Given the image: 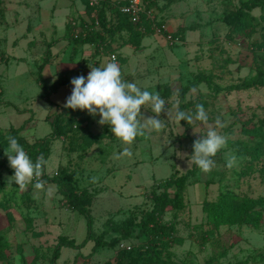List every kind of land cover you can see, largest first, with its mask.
Listing matches in <instances>:
<instances>
[{
  "label": "rangeland",
  "instance_id": "374dc122",
  "mask_svg": "<svg viewBox=\"0 0 264 264\" xmlns=\"http://www.w3.org/2000/svg\"><path fill=\"white\" fill-rule=\"evenodd\" d=\"M62 1L67 6L71 0ZM245 1L150 0L157 21L163 27L166 24L164 30L171 39L126 30L114 34L109 52H115L122 78L149 92L158 91L169 115L165 111L156 117L150 103L142 106L145 118L162 119L165 126L160 131L146 130L131 145L116 138L109 125L99 124L98 114L76 109L60 118L66 133L51 141L45 172L68 181L84 200L92 219V238L80 248L60 247L56 264H113L118 249L141 244L164 247L172 259L187 264H205L209 258L212 264H264V205L254 207L261 212L257 225L233 223L221 212L208 221L202 210L203 201L216 202L221 194H228L227 200L237 204L243 198H264V86L259 78L247 89H223L258 79L257 72L264 70V8H252L253 19L244 18L238 25L223 21ZM1 3L0 264H51L59 237L76 243L84 239L86 217L68 206L53 182H47L43 190L32 185L20 190L10 182L14 170L4 149L10 127H19V134L30 143L48 135L50 121L71 94L67 86L60 87L54 100L56 91L45 94L38 85L36 73L47 44L54 39L47 42L51 32L41 30V36H34L31 26L26 28L29 15L11 16ZM94 49L91 44H79L63 63V54L53 56L48 49L46 64L55 68V79L86 78L94 60L98 59V67L113 62L94 54ZM61 65L73 68L61 70ZM197 76L205 81L181 96L180 89ZM198 104L208 114L207 123L175 121L177 110L194 114ZM218 117L226 125L218 131L228 142L213 158L216 167L204 173L189 163L193 142L214 127ZM242 127L261 134H247ZM126 147L131 156L123 154ZM226 153L237 157L231 169L226 167ZM189 169L195 173L187 180L186 207L176 217L171 211L163 214L161 220L169 228L165 233L149 241L136 228L116 246L92 251L97 236L108 241L117 235L112 223L131 215L139 219L151 207L150 193L159 191L156 185Z\"/></svg>",
  "mask_w": 264,
  "mask_h": 264
},
{
  "label": "trees",
  "instance_id": "16d2710c",
  "mask_svg": "<svg viewBox=\"0 0 264 264\" xmlns=\"http://www.w3.org/2000/svg\"><path fill=\"white\" fill-rule=\"evenodd\" d=\"M1 1V0H0ZM86 9L87 21L81 18L80 20H70L67 22V32L66 37L71 43V47L76 50L79 44H91L94 46V54L101 57L100 52L107 55L111 50L112 38L114 34L119 31L126 30L133 35H146L152 33L149 25V19L146 16H142V22L147 32H141L138 25L133 24L128 19V16L121 12L120 6L126 3V0H99L98 4L91 6L88 0H83ZM144 1V0H142ZM145 2V1H144ZM146 8H151L149 2L145 5ZM264 8V0H246L242 5L236 9L234 12L229 13L223 18V21L228 25H238L244 21V18L252 20L253 17L250 15L249 11L252 8ZM95 12L98 20L97 27L93 26L94 19L91 14ZM160 21H157L158 25ZM84 33H83V32ZM77 33L76 36L74 34ZM137 42V41H135ZM50 52L47 49L45 52L43 61L38 66L36 77L39 81V85L43 90V93L55 92L62 85H70L71 82L64 77H59L55 79L51 84H47L43 79L41 74L43 66L47 63ZM262 55L264 53L262 51ZM98 60V59H97ZM97 60L92 63L95 67H98ZM256 76L258 79H253L252 81H243L241 83H236L228 85L223 89L228 90H241L247 89L252 86L253 83H257L260 78V83L264 86V70L258 71ZM205 81L204 77L197 76L189 84L185 85L180 89V95L195 87L197 83ZM73 109L61 107V110L56 113L53 119L50 121L51 132L39 138L37 141L28 142L22 135L19 134L20 128L10 127L7 137L13 136L18 142L24 147L25 151L28 153L30 158L35 161L40 155H43L47 160L50 154V143L53 139L58 138L60 135H65V122H62V118L65 114L73 113ZM245 133L257 136L261 133L255 128H250L247 130L246 127H242ZM194 169H189L183 174L173 173L164 181H162L159 186V191L152 190L150 193L151 207L149 209L143 210L140 213L139 219L135 216H130L120 223H112L111 230L116 233L114 237L106 241L102 235L94 238V244L92 246V251L102 246L114 247L122 239L130 238L132 232L138 228V235L145 236L147 240H151L154 237H158L165 233L169 228L168 224L163 223L161 217L167 211H171L173 217H176L177 212L182 211L186 207L185 201V188L187 180L191 174H194ZM42 180L47 182H53L57 185V190L63 195L68 206L76 210L77 212L83 214L87 220V234L80 243H76L73 239H69L66 236H61L58 239V243L53 250L51 256V264H56V259L59 255V249L62 246L69 248H80L89 239H91V224L92 219L86 203L82 198L76 193L73 186L68 182H63L56 176H49L43 171L41 177ZM170 190H173L172 192ZM228 194H221L216 202H209L207 200L202 203V210L206 212V216L209 220H213V215L216 212H221L223 216L227 217L233 223H246L250 225H257L258 218L260 217L259 209H254L255 206L262 207L264 205V198L262 199H252L243 198L242 204L231 203L227 200ZM264 258V257H263ZM113 264H187L181 263L172 259L169 251L164 247H158L154 244L152 245H134L127 248H120L116 252L115 260ZM189 264V263H188ZM205 264H212V258L205 261Z\"/></svg>",
  "mask_w": 264,
  "mask_h": 264
},
{
  "label": "clouds",
  "instance_id": "9594fccd",
  "mask_svg": "<svg viewBox=\"0 0 264 264\" xmlns=\"http://www.w3.org/2000/svg\"><path fill=\"white\" fill-rule=\"evenodd\" d=\"M90 69L86 78L81 75L71 80L72 93L66 100L65 108L86 110L92 116L98 114L100 116L98 123L109 125L112 134L127 145H131L137 136H145L146 130L160 131L165 126L162 119L145 118L141 114V108L146 103L151 104V111L156 117L166 111L165 100L158 91L149 92L135 82L125 81L120 66L114 61ZM174 119L177 122L186 121L191 124L194 121L207 123L209 117L203 105L198 104L194 114L177 110ZM225 126L218 117L215 126H210L206 134L193 142V153L189 163L195 164L204 173L216 167L213 158L227 146L228 142L227 137L218 131ZM6 140L8 146L4 149V154L14 170L10 182L18 185L20 190H27L29 185L36 190L45 189L46 182L41 179L47 165L45 157L40 155L33 161L15 137L8 136ZM123 154L132 155L127 147ZM225 159L226 167L229 169L237 162L234 154L226 153ZM95 179L94 177L93 181ZM52 194V190L49 189L48 195Z\"/></svg>",
  "mask_w": 264,
  "mask_h": 264
},
{
  "label": "crops",
  "instance_id": "0c3cea01",
  "mask_svg": "<svg viewBox=\"0 0 264 264\" xmlns=\"http://www.w3.org/2000/svg\"><path fill=\"white\" fill-rule=\"evenodd\" d=\"M149 1L145 0V4H147ZM1 2L2 8L8 9L11 13V16H17L19 13H21L23 16L29 15L28 25L26 26V28L30 25L32 28L31 32L34 36H36L35 34L41 36V30H47L51 32V37L49 36L50 38L47 40V42H49L52 40V38H54L47 44L48 49L51 51V54L53 56L63 54V61H61L62 63L64 61H69L67 58L70 55L74 54V51L66 37V32L68 31L67 22L68 20H73L72 18L77 16L79 17V20L81 18L83 19V21L87 20L86 9L83 0H71L70 4L67 6H63L62 0H1ZM8 10L6 11L7 13ZM153 11L155 12L156 10L153 9ZM155 13H157V11ZM165 26L166 24L164 25V28L166 29ZM67 54L68 57L66 56ZM67 68L73 67H64L63 65H61V70H67ZM43 72L46 73L45 77L43 75V78H46L45 82H49L47 83L48 85L51 84L55 80V68L53 67V65L50 63L45 64L42 68V73ZM24 75L25 74H19L21 78H25ZM72 78L69 79L70 82ZM63 86H67V89L70 90L68 91L70 95L72 93L73 87L70 85H62L61 87ZM56 94L57 91L55 93L54 100H56Z\"/></svg>",
  "mask_w": 264,
  "mask_h": 264
},
{
  "label": "built area",
  "instance_id": "2783aa9c",
  "mask_svg": "<svg viewBox=\"0 0 264 264\" xmlns=\"http://www.w3.org/2000/svg\"><path fill=\"white\" fill-rule=\"evenodd\" d=\"M98 1L99 0H88V3L91 6H95L98 4ZM145 5H146L145 2L142 0H126V3L120 6V10H121V12L125 13L128 16V19L130 20V22H132L135 25H138L139 30L141 32H147L146 28L144 27L143 22H142V16L144 15L149 19V25H150V29L152 30V33L164 34L166 38L171 39L172 38L171 34L168 32H165V30H164L165 28L163 27V25H158L157 19L155 17V12L153 11V9L152 8H146ZM91 16L94 19L93 26L97 27L98 20L96 17V13L93 12L91 14ZM76 35H77V33L74 34V36H76ZM263 53H264V51H263ZM100 55L103 57L104 56L107 57V59H109L111 61L117 60L115 53H108L107 55H105L101 51ZM91 67H95V66L92 64ZM263 80H264V76H263ZM129 248L130 247H128V249Z\"/></svg>",
  "mask_w": 264,
  "mask_h": 264
}]
</instances>
